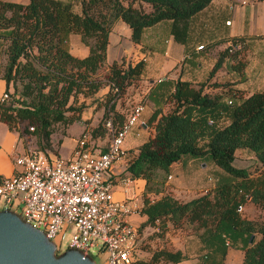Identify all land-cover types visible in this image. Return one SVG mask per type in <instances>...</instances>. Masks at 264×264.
I'll return each mask as SVG.
<instances>
[{
    "label": "trees",
    "instance_id": "1",
    "mask_svg": "<svg viewBox=\"0 0 264 264\" xmlns=\"http://www.w3.org/2000/svg\"><path fill=\"white\" fill-rule=\"evenodd\" d=\"M210 2L81 0L78 13L65 0H30L27 4L0 0V52L4 56L0 74L6 82L3 93L7 94L0 99V120L19 135V125L24 124V131L36 137L39 150H46L51 147L56 123L64 125L65 134L70 124L82 121L85 102H77L76 96H93L108 86L104 93V124L110 121L113 132L119 131L134 108L130 111L129 105L124 106V97L129 86L140 79L144 61H113L104 77H98L115 21L126 22L131 40L139 43L146 27L170 20L174 40L186 45L193 16ZM71 33L79 34L88 46L86 56L70 52ZM224 40L229 44L219 52L209 76L225 58L234 71L243 73L244 64L235 62V57L239 52L236 48L247 43L246 38ZM212 44H202V48ZM203 86L204 82L195 86L191 81L178 80L168 96L173 107L166 113L155 108L145 120L147 126L153 127V135L138 145L136 152L129 150L122 174L145 181L140 213L146 219L139 228L156 227L161 233L169 225L192 223L201 243L200 264H224L230 247L244 251L241 264H264V222L258 224L238 211V205L247 197L264 208V90L246 96L243 89L228 83L222 92L210 94L203 92ZM117 104L126 110L117 108ZM224 113L229 122L220 125ZM104 124L94 128L90 138L103 135L107 129L112 135ZM107 145L100 150L105 151ZM240 148L250 150L256 157L249 166L233 164L235 151ZM192 158L212 162L223 172L211 191L180 201L166 191V176L171 175L173 163ZM2 178L0 175V181ZM186 258L188 254L180 249L162 247L146 258L137 256L130 264H176Z\"/></svg>",
    "mask_w": 264,
    "mask_h": 264
},
{
    "label": "crops",
    "instance_id": "2",
    "mask_svg": "<svg viewBox=\"0 0 264 264\" xmlns=\"http://www.w3.org/2000/svg\"><path fill=\"white\" fill-rule=\"evenodd\" d=\"M4 1L27 4L30 0ZM65 1H70L72 3L73 10L75 12H81V0ZM119 21L120 20L115 21L111 31L113 30L114 25H116ZM170 29V20H165L155 25L146 27L143 30L141 41L139 43H134L131 40L130 29V37L123 46L117 48L118 53L116 54L115 59L111 62L107 60L106 51V59L104 62L106 67H108V65H110L113 61H121L122 59H124L126 63L131 64L140 60L144 61V68L140 79L136 84H131L129 86L127 94L124 97V106H128L131 103V99H133V101H137L133 107L137 104L143 106L140 119L144 120V122L155 108H161L162 112L166 113L171 109L170 107H173L174 103L168 100V96L174 90L175 83L178 80L191 81L195 86H198V84L202 82H212L214 86L215 84H219V86L216 87L217 89L213 91L214 93H220L225 90L226 84L228 83H231L233 87L246 90V96L255 90H264V46L257 47V56L253 59V67L250 69L245 67L243 73L238 74L234 71L229 66L227 58H225L222 66L212 76H209V72L217 60L219 52L229 44V41L224 39L234 36H243L246 38V41L254 40L264 42V0H211L207 7L193 16L186 45L174 40ZM111 31L109 33L107 50L110 43ZM71 34L68 37L70 52L78 57L86 56L88 54V46L85 45L86 47L84 48L77 47V52H75L70 42ZM121 41V39H117V45L121 44ZM210 43H213L211 47L201 49L198 48V46L202 44L208 45ZM3 61L4 56L0 52V64ZM0 80H2L4 84L2 85L4 92L6 89V82L3 78H1V74ZM205 87H207L206 84L203 86V92L213 94L212 92L205 90ZM107 89L108 86L103 87L96 93V95L101 96L107 91ZM223 100H225V98H223ZM116 107L121 109L122 106L117 104ZM133 107H131L130 111ZM122 109L126 110L125 107H122ZM87 115L88 114L84 108L82 112V119L86 118ZM228 122L229 117L227 113L222 114L219 124L225 125ZM72 125L77 126L76 132H74L75 137H80L85 128L81 121L70 124L66 128L65 134L69 131V128ZM138 128L146 130L148 137L152 136L154 133L153 127L147 126L146 124ZM53 134L51 135V146L55 144ZM137 134H139V132H137ZM19 136L22 141V147L20 150H17L15 146L11 145L9 152H7L3 151L0 145V175L2 177L10 176L18 170V167L14 164V158L17 155L32 150L27 145V142H31V140L25 139V137H22L21 135ZM57 141L59 140L57 139ZM203 141H206V138ZM61 142L58 144V149ZM124 149L126 150L127 148L125 147ZM244 150L251 152L246 148L237 149L235 151V158H249L254 162L256 157L253 155L247 157L239 156V154ZM131 152H136V148H134ZM131 152H129L128 149L126 157L115 163L114 166L105 173V178L112 182L113 196L115 199H127L131 202L134 212L130 216V221L139 229V241L141 230L139 226L146 219V216L140 213V209L143 205V190L145 181L141 178L130 179V181L127 182L122 180L124 178L122 172L126 167L127 157ZM175 163L178 165L183 164L181 162ZM175 163H173L172 166H174ZM168 179L171 180L172 177ZM165 184L167 187L169 185V181H166ZM166 191L177 198V196L172 193L170 186L166 188ZM250 206L256 205L250 200V197H248L243 203V210L249 208ZM134 216H140L138 222L131 219ZM251 218L252 217L247 216V219ZM193 245H195V247ZM193 245L191 253L185 250V247H183L182 244L176 246L175 250L180 249L183 253L188 254V258L176 264H183L185 261L190 259L194 262V264H200L199 255L202 254L200 240L198 238L193 240ZM243 256V250L230 247L228 248L224 264H230L231 262L236 264L237 257H240L241 263Z\"/></svg>",
    "mask_w": 264,
    "mask_h": 264
},
{
    "label": "built area",
    "instance_id": "3",
    "mask_svg": "<svg viewBox=\"0 0 264 264\" xmlns=\"http://www.w3.org/2000/svg\"><path fill=\"white\" fill-rule=\"evenodd\" d=\"M6 97L3 93L1 99ZM142 110V105H135L117 132L107 122L112 135L103 152L93 149L89 135L83 132L68 157L35 149L17 155L18 170L0 181L2 209L11 210L16 204L20 219L41 230L55 243L57 252L68 234L67 248L91 257V249L97 247L104 254L102 264H130L138 256L139 229L130 221L134 208L129 200L114 198L105 173L126 157L123 138L136 122L145 124L140 119ZM242 210L239 204L238 211Z\"/></svg>",
    "mask_w": 264,
    "mask_h": 264
},
{
    "label": "rangeland",
    "instance_id": "4",
    "mask_svg": "<svg viewBox=\"0 0 264 264\" xmlns=\"http://www.w3.org/2000/svg\"><path fill=\"white\" fill-rule=\"evenodd\" d=\"M145 8L148 9L149 6H145ZM129 37H130V28L128 24L123 20H120L116 25H114V28L110 34V43L107 50V60L109 62L115 59V56L118 53L117 48L123 46ZM117 39L122 40L121 44L117 45L116 42ZM3 42L4 45L7 44L5 40ZM70 42L75 52H77V47H82V48L86 47L85 44L81 41L80 35L76 33L71 34ZM258 46L261 47L264 46V42L263 41L258 42L254 40L247 41V43H243L242 46L237 47L236 49H238L239 52L235 57V62L239 61V63H243L244 68L248 67L250 69L251 67H253L252 65L253 59L255 58V56H257L256 50ZM106 68H107L106 65H103L98 70L97 72L98 77L99 76L104 77L106 73L105 72ZM204 84L207 85V87H205V90L212 93H214L213 91H215L217 89L216 87L219 86V84H215L214 86L212 82H204ZM2 85L4 84L2 80H0V99L3 95V90H4ZM17 85L20 89L19 83H17ZM9 89L10 92L13 93L14 87L12 83L10 84ZM245 91L246 90H244V92ZM76 97H77L76 98L77 102L82 101L84 99V96L82 94H78ZM15 98H18V95H16ZM130 101H131V103L129 104L130 108L137 103V101H133V99H131ZM84 102H85V111L88 115L86 116V118L82 119L81 123L83 126H85L84 128V130L86 129L85 133L88 134L90 137L92 134V130L94 128L102 127L104 124L103 114L106 109L105 108L106 98L104 94H102L101 96L100 95L97 96L95 94L93 96L85 97ZM104 126L108 127L106 124H104ZM76 127L77 126L75 125L70 126L69 131L66 134H63L64 125L61 123H56L54 127L55 131L53 134V140L55 144L46 150L40 148V151H43L47 154L48 153L54 155L59 154V156L61 157L70 156L76 145L77 137H75L74 135V132H76ZM138 127L140 126L136 122L126 132V135L124 136L122 141V147L123 148L126 147L127 148L126 150L134 149L142 142L147 140L148 138L147 131ZM19 131H21L22 137L31 140V142H27V145L31 149L39 150V148L36 145V137L24 131V124L19 125ZM137 132H139V134H137ZM61 138H62V142H61ZM57 139L59 141H57ZM110 139H111V132H109L107 129L103 135H99L95 138L91 137L89 143L91 146H93L98 150L105 147L109 143ZM60 142L61 144L58 149V144ZM0 145L3 151H7V152H9V148L11 145L15 146L17 150H20L22 147V141L17 131L10 130L8 126L1 120H0ZM250 155L254 156L252 152L246 150L242 151V153L239 154L240 157H247ZM252 162L253 160L249 158L248 159L235 158L233 164L237 167H246ZM181 163L183 164L178 165L175 163L174 166H171L169 171L172 176L171 180H169L168 177L166 176V181H169L168 186H170L172 193L175 196H177V198L180 201H187L205 192L211 191L212 186L215 185L217 182L218 176L223 172L214 163L206 162V161L201 162L199 161V159L196 158H192ZM254 204L256 206H250L249 208L242 210L241 214L245 218H247V216L252 217L251 219L254 222L261 224L264 222V208L258 206L256 203ZM3 207H4L3 202L0 201V209H2ZM11 210L16 212L17 214L20 213V208L17 207L16 204L13 205ZM131 219L135 222H138L140 216H134ZM70 230L71 227L68 228L67 233L70 232ZM68 237L69 235L66 234V237L63 238L61 246L57 253H60L67 248ZM196 238H198L197 228L195 224L192 223L185 222L181 227H173L172 225H169L168 228L161 233L158 232V228L156 227L146 226L144 228H141L140 230V239L137 243V255L146 258L148 257V255H150V252L152 253V251L155 249L164 247L170 250H175L176 246H179V244L180 245L182 244L183 247H185V250L191 253V250L193 248L192 247L193 240H195ZM193 246L195 247V245ZM90 253H91V257L93 258V260H95L97 264L103 263L104 254L103 252H100L97 247L92 248ZM183 264H194V262L190 259L185 261ZM230 264H234V263L231 262ZM236 264H241L240 257L239 258L237 257Z\"/></svg>",
    "mask_w": 264,
    "mask_h": 264
},
{
    "label": "water",
    "instance_id": "5",
    "mask_svg": "<svg viewBox=\"0 0 264 264\" xmlns=\"http://www.w3.org/2000/svg\"><path fill=\"white\" fill-rule=\"evenodd\" d=\"M254 235H251L250 242ZM0 264H97L74 248L57 253L45 234L10 209L0 210Z\"/></svg>",
    "mask_w": 264,
    "mask_h": 264
}]
</instances>
